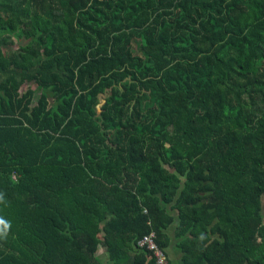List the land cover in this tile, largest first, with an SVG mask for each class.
<instances>
[{
  "label": "trees",
  "instance_id": "trees-1",
  "mask_svg": "<svg viewBox=\"0 0 264 264\" xmlns=\"http://www.w3.org/2000/svg\"><path fill=\"white\" fill-rule=\"evenodd\" d=\"M0 197V264H264V0H0Z\"/></svg>",
  "mask_w": 264,
  "mask_h": 264
},
{
  "label": "built area",
  "instance_id": "built-area-1",
  "mask_svg": "<svg viewBox=\"0 0 264 264\" xmlns=\"http://www.w3.org/2000/svg\"><path fill=\"white\" fill-rule=\"evenodd\" d=\"M156 233H151L139 241V247L152 253L156 264H171L166 251L159 245Z\"/></svg>",
  "mask_w": 264,
  "mask_h": 264
},
{
  "label": "crops",
  "instance_id": "crops-1",
  "mask_svg": "<svg viewBox=\"0 0 264 264\" xmlns=\"http://www.w3.org/2000/svg\"><path fill=\"white\" fill-rule=\"evenodd\" d=\"M97 255L99 256V258H101V261L104 262V260L106 259L105 249L102 248V252H101V247H100ZM169 255H170L171 261L174 262V264H176L177 262H179L178 264H180L181 253L179 250L176 252H172L170 248Z\"/></svg>",
  "mask_w": 264,
  "mask_h": 264
},
{
  "label": "rangeland",
  "instance_id": "rangeland-1",
  "mask_svg": "<svg viewBox=\"0 0 264 264\" xmlns=\"http://www.w3.org/2000/svg\"><path fill=\"white\" fill-rule=\"evenodd\" d=\"M28 88H29V85H26V86L24 87V91H26ZM38 98H39V95L37 94L36 97H35V100H34V101H37ZM262 209H263V214H264V198H263V200H262ZM171 234H173L172 231H171ZM171 251H172V252H176V251H178V249H177V247H176V242H175V241H174L173 246L171 247ZM101 252H102V247H101ZM178 263H179V262H177L176 264H178Z\"/></svg>",
  "mask_w": 264,
  "mask_h": 264
},
{
  "label": "clouds",
  "instance_id": "clouds-1",
  "mask_svg": "<svg viewBox=\"0 0 264 264\" xmlns=\"http://www.w3.org/2000/svg\"><path fill=\"white\" fill-rule=\"evenodd\" d=\"M0 198H2V197H0ZM4 223H6V222L4 220L0 219V224H4Z\"/></svg>",
  "mask_w": 264,
  "mask_h": 264
}]
</instances>
